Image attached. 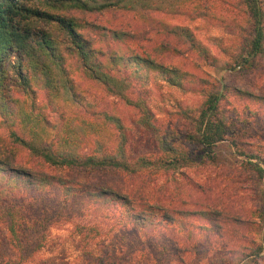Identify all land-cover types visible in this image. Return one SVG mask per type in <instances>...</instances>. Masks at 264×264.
Instances as JSON below:
<instances>
[{
	"label": "trees",
	"instance_id": "trees-1",
	"mask_svg": "<svg viewBox=\"0 0 264 264\" xmlns=\"http://www.w3.org/2000/svg\"><path fill=\"white\" fill-rule=\"evenodd\" d=\"M204 1L0 0V118L2 125L8 127L7 133L0 135V229L17 252L15 260L0 256V264H26L27 257L40 248L49 223L40 218L45 208L35 205L34 208L39 209L34 212L32 206L47 189L57 190L61 198L67 200L80 195L81 203L71 210V214L79 218L91 215L112 220L115 216L111 209L119 203L126 215L123 221L128 224L145 225L153 213L159 214L160 221L172 220L161 204L149 203L140 190L121 191L117 186L95 178L94 174L108 170L130 175L148 166L174 169L192 161L190 153L174 149L167 143L165 134L156 135L158 154L132 157L126 146L127 127L114 102L137 113L136 123L154 129L150 109L141 98L131 97L132 87L143 85L147 77L137 71H154L168 85L176 87L183 86V82L193 75L178 66H167L147 52H126L117 48L119 42L137 39L141 31L110 27L88 18L116 11L135 14L143 23L151 25L149 28L156 26L165 34L173 35L178 42L196 50L207 64L214 65L215 59L192 40L186 28L160 20L155 26L150 24L153 23L149 17L152 12L173 16L190 9V13L202 17L207 14L202 5ZM237 4L243 8L247 28L241 29V40L232 51L224 50L223 67L229 71L247 69L253 66L255 58L264 56V0H237ZM165 50L179 51L175 46L160 44L156 53L162 56ZM73 76L90 80L116 101L108 108L87 100ZM195 79V85L205 82L200 77ZM211 85L207 89L196 88L201 100L193 110L175 108V114L185 123L181 140L202 151L203 159L211 158L212 149L227 140L232 152L245 160L239 168L260 180L264 177V155L251 146L252 142L248 140L251 134H245L249 133L247 129L239 128L238 133L229 130L233 122L226 117L222 102L229 93L262 103L264 96L230 88L219 78ZM40 88L45 93V104L56 116L55 123L47 118L50 112H45L40 114L41 128L34 122L29 125L32 118L24 113L19 116L22 129L18 130L13 126L15 110L10 104L16 102V96L33 94ZM44 127L49 130V135ZM20 153L33 159L38 167L34 170L22 166ZM43 168L68 170L75 172V176L54 175ZM76 172L86 175L78 178ZM261 198V205L249 212L253 219L240 217V214L229 216L239 227L251 230L260 227L257 241L239 244L235 262L258 264L264 257V189ZM24 202L31 205L24 206ZM210 204L212 202L203 207L177 209L175 213L217 219L220 213L211 211L213 206ZM71 214L67 215L68 219ZM74 230L83 264H129L114 244L104 243L106 232H100L89 220L78 222Z\"/></svg>",
	"mask_w": 264,
	"mask_h": 264
},
{
	"label": "rangeland",
	"instance_id": "rangeland-1",
	"mask_svg": "<svg viewBox=\"0 0 264 264\" xmlns=\"http://www.w3.org/2000/svg\"><path fill=\"white\" fill-rule=\"evenodd\" d=\"M202 5H205L207 11L202 17L193 15L190 9L173 16L152 12L149 17L153 23L150 24L154 25L160 20L169 25L186 28L192 40L204 47L208 55L215 59L214 65L207 64L196 50L189 49L187 44L181 43L180 40L179 43L173 35L165 34L155 25V28H149L151 25L143 23L135 14L116 11L88 18L110 27L141 31L137 39L119 42L117 48L126 52L128 50L134 53L147 52L149 56L163 64L178 66L193 75V78L183 82V86L176 87L168 85L154 71L145 69L137 71L138 74L145 73L147 77L144 78L143 85L137 84L132 87L131 97L141 98L150 109L154 116V129L150 127L147 129L136 123L137 113L133 114L128 107H123L120 102L105 95L90 80L73 76L77 85L84 90L87 100L108 108L116 101L114 103L120 108L118 112L127 127L126 146L132 157L158 154L156 135L162 134H165L166 142L174 149H183L185 153H190L192 161L180 168L148 166L130 175L108 170L94 174L95 178L117 186L121 191L128 188L132 192L140 190L143 198L149 203L158 206L161 204L172 220L167 223L160 221L159 214L153 213L145 225L128 224L123 221L126 215L119 203L111 209L115 216L112 220L91 215L79 218L72 215L71 210L81 203L80 195L67 200L61 198L57 190L47 189L37 197L32 211L39 209L34 208L35 205L45 208L40 218L46 220L49 226L41 240L40 248L27 257L26 264H83V256L77 250L78 237L74 225L88 220L97 226L100 232H106L104 243L114 244L125 255L129 264H251L235 262V250L240 249L239 244H246L250 240L257 241L260 227L256 226L255 230L239 227L230 221L229 216L240 214V217L253 219L249 212L261 205L264 177L257 180L247 175L246 170L239 168L245 160L232 152L233 149L227 140L218 143L212 149L211 158L203 159L202 151L181 140L185 123L174 110L179 106L193 110L201 100V94L196 88L207 89L218 78L226 82L230 88L264 96V56L255 58L253 66L247 69L233 71L224 69L223 62L226 58L223 55L224 50L232 51L236 42L241 40V29L247 28V23L243 21V8L237 4V0H205ZM160 44L175 46L179 51L170 49L163 51L162 56L158 55L156 52ZM198 77L203 78L205 82L195 85V78ZM16 98V102L10 106L15 110L13 126L18 130L22 129L19 116L24 113L32 118L29 125L34 122L41 128L43 122L39 121V118L40 114L45 112L46 114L50 112L47 118L55 123L56 116L49 110L50 106L45 104V93L41 88L35 89L33 94H24ZM222 106L226 117L233 122L229 130L238 133L239 128L247 129L249 133L245 134L246 136L251 134L248 138L249 142H252L251 146L264 155V103L229 93ZM7 128L2 125L0 118V135H5ZM44 131L49 135L47 128L44 127ZM19 160L24 167L34 170L38 167L25 153H20ZM42 170L54 175L75 176V172L68 170L46 168ZM76 173L78 178L86 175L84 172ZM87 175H90V172ZM211 202L210 205L213 206L210 208L211 211L218 210L220 213L217 219H214V216L213 219L210 216L206 220L175 213L177 209H193L199 205L203 207L204 204ZM23 205L31 204L24 202ZM68 214H71L69 219ZM0 256L11 260H15L17 256L12 244L4 237L2 229ZM258 264H264V257L258 260Z\"/></svg>",
	"mask_w": 264,
	"mask_h": 264
}]
</instances>
